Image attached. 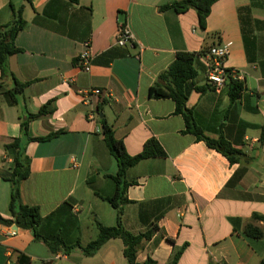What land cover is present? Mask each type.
<instances>
[{"label":"crops","instance_id":"crops-1","mask_svg":"<svg viewBox=\"0 0 264 264\" xmlns=\"http://www.w3.org/2000/svg\"><path fill=\"white\" fill-rule=\"evenodd\" d=\"M50 1L0 0V25L13 20L10 4L23 6L26 21L14 40L21 52L8 57L6 74L0 71V152L12 159L5 146L22 138L21 123L28 115L45 108V115L28 120L27 135H58L24 143L29 176L20 185V198L38 207L40 233L59 237L67 249L53 253L30 230L18 227L9 236L10 225L0 223V264H128L120 239L108 240L92 256L76 247L97 237V224H116V210L104 198L116 191L112 177L118 165L104 142L102 120L129 155L139 154L151 138L165 152L138 162L125 175L124 230L133 235L147 231L167 206L158 229L137 246L138 263L149 258L170 264L181 250L176 264H258L264 258V222L253 215L264 216V0L262 8L251 10L255 23L244 32L238 9L251 0L216 1L204 30L192 7L181 13L160 10L182 0H78L65 16L69 35L32 23L34 12L41 13ZM119 25L132 34L124 47L115 44ZM84 39L92 60L88 72L76 66ZM218 44L229 48L226 68L244 74L238 97L231 101L228 86L217 92L206 82L199 57L186 106L205 136H222L242 154L234 164L184 133L174 101L148 95L177 53ZM15 82L26 85L21 93L13 91ZM92 89L102 94L86 99L84 93ZM241 169L243 175L234 180ZM10 194L11 185L0 178L4 219H10ZM141 213L148 223L141 221ZM247 224L263 236L245 235Z\"/></svg>","mask_w":264,"mask_h":264},{"label":"trees","instance_id":"trees-1","mask_svg":"<svg viewBox=\"0 0 264 264\" xmlns=\"http://www.w3.org/2000/svg\"><path fill=\"white\" fill-rule=\"evenodd\" d=\"M26 1L31 3V0ZM216 1L218 0H182L162 6L160 10L171 9L176 13H181L192 7L196 10L199 27L204 30L211 6ZM71 4H78V0H66L65 4H62L61 0H51L41 13L34 12L32 23L55 33L69 35L66 31L65 16L69 12L68 6ZM10 7L13 12V20L9 24L0 25V71L3 75L7 72L6 61L8 57L21 52L20 49L15 47L14 40L18 32L23 30L26 26V21L22 17L23 6L14 8V6L10 4ZM53 7L54 9H52ZM254 7L262 8L261 0H251L249 6L238 9L239 20L243 32L246 31L245 28L250 26L251 22L255 23L251 18V10ZM87 10L90 11V8ZM83 41L88 40L84 39ZM206 52L207 51L202 50L197 53H177L175 60L158 76L157 81L149 88L148 95L153 99H171L174 101L175 113L181 115L185 122L184 133H190L194 135L197 140L204 141L209 148L216 150L226 157L231 164H234L240 161L242 154L238 150L232 148L230 143L222 136L217 139L205 136L202 130L197 126L193 117V112L186 106L189 94L188 83L197 75L195 70L197 59L205 55ZM25 86V84L15 82L13 91L15 93H21ZM226 86L231 90L230 99L233 101L238 97L241 91V83L231 79ZM204 90V88H201L198 91L202 93ZM14 92L10 93L12 98ZM45 113V108H41L37 114L28 115L27 121L21 123L22 138L13 139L5 146V151H7L13 159V165L12 169L9 171H0V178L11 185L10 200L8 203L10 219H4L0 216V223L3 225H15L18 228L30 230L36 240L45 243L51 252L54 253L60 247L66 250L67 246H65L57 236H44L40 233L39 229L42 218L38 207L25 205L21 202L20 198V185L29 176V159L25 154L24 143L27 141L45 142L58 135V133H52L41 138L28 137V120L40 118L45 115ZM102 123L104 142L115 157L118 165L117 173L112 177L116 184V191L111 197L104 198V200L116 210V224L112 227H105L101 224H97V237L85 247H80L79 244H76V247H79L86 256H92L108 240L120 239L123 243V255L128 264H155V262L149 258L143 263H138L136 261L137 246L143 239H149L158 229L156 222L162 216L167 206L162 205V212L154 217L147 231L133 235L124 230L121 224L123 206L128 203L125 197V190L127 187L125 175L126 171L138 162L149 158L164 157L165 152L158 142L151 138L145 142L139 154L131 156L126 152L123 142L114 138L113 131L105 120H102ZM244 171V169L239 170L235 174L234 180H238L243 175ZM140 219L143 223H148L142 216V213L140 214ZM253 219L264 222V216L253 215ZM244 233L255 239H260L263 236L262 231L251 224L246 225ZM167 241L170 242V240ZM180 254L181 250L177 251L170 264H176ZM258 264H264V258L260 260Z\"/></svg>","mask_w":264,"mask_h":264},{"label":"built area","instance_id":"built-area-1","mask_svg":"<svg viewBox=\"0 0 264 264\" xmlns=\"http://www.w3.org/2000/svg\"><path fill=\"white\" fill-rule=\"evenodd\" d=\"M132 39V34L126 25H119L115 37V44L119 47L126 46ZM84 49L77 56L76 66L83 72H88L91 68L92 60L89 52V41L83 43ZM229 55V48L225 44H218L210 47L205 55L202 56L205 65V80L213 88L220 92L225 88L229 80L242 82L244 78L243 72L236 69H228L225 62ZM100 89H92L84 93L86 99L91 96H100ZM13 160L6 153L0 152V166L5 167L6 171L12 169ZM9 236L16 235V226H9Z\"/></svg>","mask_w":264,"mask_h":264}]
</instances>
